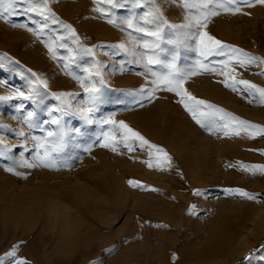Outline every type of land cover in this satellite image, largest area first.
I'll return each instance as SVG.
<instances>
[{
    "label": "rangeland",
    "instance_id": "rangeland-1",
    "mask_svg": "<svg viewBox=\"0 0 264 264\" xmlns=\"http://www.w3.org/2000/svg\"><path fill=\"white\" fill-rule=\"evenodd\" d=\"M31 2L18 0L16 14L0 18V97H9L0 100V261L16 264L19 259L32 264L34 258V264H52L50 252L60 255L73 250L71 262L80 264L84 256L95 253L97 244L107 243L97 249L100 254L94 258L96 262L201 264L215 239L241 232L244 227H249L246 233L252 231L254 225L245 217L264 210V172L249 171L244 166L264 165V135L253 136L251 129L241 131L239 136H225L223 131L213 135L192 120L175 93L160 91L157 99L151 101L138 95L141 89L152 87L149 81L153 79L142 55H160L165 60L177 56L181 67L194 65L198 57L188 50L195 41L186 40L184 29L162 26L163 40L155 51L144 49L143 43H157L156 38L136 29L155 31L161 18L169 24L183 25L198 10L184 8V0H117L119 7L109 5L107 0H49L51 12L61 22L53 23L28 13ZM192 2L196 0H189ZM251 2L254 6L248 7L241 0V12L237 14L220 11L211 18L207 31L224 43L264 57V4ZM99 9L109 14L104 15ZM129 19L132 28L128 27ZM109 20H115V24ZM65 23L75 29L76 36L63 27ZM53 42L55 58L46 47ZM121 43L136 55L110 47ZM86 49H93V54ZM226 58L210 57L204 63L220 69L214 61ZM151 67L164 71L162 66ZM234 67L238 79L264 88V75H260L264 66ZM97 71L102 74L103 86ZM224 80V76L202 72L187 80L184 87L197 98L242 120L264 126V104L259 102L258 94L253 97L246 92H233L225 87ZM40 81H46L47 87ZM81 81L102 87L93 119L111 116L124 121L163 147L173 158V168H149L144 163L149 159L147 152L138 146L132 152L122 145L118 152L101 147L103 140L97 137L101 132L108 133L112 126L102 128L77 114L88 100ZM21 92L23 96L19 95ZM53 94L65 95L57 99ZM49 132L53 133L51 137ZM39 141L48 146L64 144L63 158L72 164L71 169L22 166L21 161L37 162ZM89 145L91 150L85 151ZM6 166L14 167L26 178L5 171ZM129 180L146 187L134 188ZM226 189H242L256 199L230 194ZM170 190H175V195L184 193L191 207H195L191 232L173 253L169 252L167 260H163L161 251L149 261L136 246L138 258L124 262L122 250L118 245L113 248V241L124 242L127 238L125 219L130 209L124 208V199L131 206L149 195L162 198ZM60 209L64 211L61 213ZM133 212L137 210L133 208ZM96 215L104 221L95 219ZM141 215L147 220L144 210ZM65 220L69 227L63 224ZM89 227L93 235L87 231ZM126 244L119 247L125 248ZM14 247L16 256L11 257L8 254ZM253 248L243 255L242 264H264V236ZM104 252L108 255L102 260ZM229 254L226 251L219 255L214 264H223ZM173 255L178 259L173 260ZM239 259L229 264H236Z\"/></svg>",
    "mask_w": 264,
    "mask_h": 264
},
{
    "label": "snow or ice",
    "instance_id": "snow-or-ice-1",
    "mask_svg": "<svg viewBox=\"0 0 264 264\" xmlns=\"http://www.w3.org/2000/svg\"><path fill=\"white\" fill-rule=\"evenodd\" d=\"M18 0H0V18L7 19L6 14H16L15 5ZM107 3L113 7H119L117 0H107ZM243 3L247 4L248 7H253L254 4L251 0H243ZM255 3L264 4V0H255ZM241 0H196V2L189 3V0H184L183 7L186 9H197L198 14L188 17V22L183 25L169 24L166 19L161 18L160 24L157 25L155 31H148L145 28H137L139 32H144L150 37H155L157 43L150 44L147 41L143 43V48L146 50L155 51L159 48V41L163 40L162 36V26H167L173 29L181 28L185 31L183 36L186 40L195 41V46L188 47V50L197 54L198 59L195 61L194 65H189L187 67H181L178 63L177 56H173L171 60L161 59L160 55H147L141 56V60H146L145 67L147 68V73L153 77L149 81L152 87L141 89L138 95L143 99L154 100L157 99L156 93L160 91H166L170 93H175L176 96L180 97L179 103L183 105L184 109L191 115L192 120L196 122L201 128L210 134L216 135L221 131L224 132L225 136L230 135H240L241 131L253 130L251 135H264V126L257 124H252L249 121L242 120L238 116L227 112L225 109L218 107L215 104L210 103L207 100L199 99L194 96L191 92L184 87L187 80L191 77L201 74L202 72L215 73L225 77L222 81L225 87L230 88L233 92H246L247 94L256 97L258 94L259 102L264 104V88L251 83L246 79H238V73H236V68L234 65H238L241 68H246L253 64H258L264 66V57L254 56L250 53L245 52L243 49L235 47L234 45L224 43L223 41L217 39L215 36L210 35L207 31L208 24L212 17L220 14V11L237 14L241 12ZM49 0H32L30 6L27 8L28 13H36L46 22L52 20L53 23H61L55 17V13L51 12L49 8ZM104 15L109 13L104 12L103 9H99ZM109 23L115 24V20H109ZM128 27L132 28L133 24L131 19L127 21ZM17 27L19 25H13ZM27 28V25H23ZM45 27L47 24L45 23ZM64 28L68 29L73 36H76V31L69 24H64ZM179 35V34H178ZM176 41H169V43H175ZM49 52L52 53L55 58V45L53 43L46 44ZM110 47L121 49L125 52H130L124 44L112 45ZM88 54H93V49H86ZM131 55L135 56V52H130ZM210 57H227L224 60L214 61L215 64L220 66V69H227L223 71L217 67L210 66V64L204 63ZM139 61L133 60V63H138ZM153 65L162 66L164 71L158 72L152 70ZM97 76H101L99 81L100 85H104V80L102 74L97 71ZM260 75H264L261 72ZM47 87L46 81H40ZM81 86L84 88L85 93L88 95V100L86 102L87 106H81L77 110V114L85 118L89 123H98L102 128L104 125L112 126V129L108 133L101 132L97 140H103L101 147L110 148L113 152L119 151V146L122 145L129 152L135 151L138 146L140 149H144L147 152L149 159L145 160L144 163L148 165L149 168H157L161 171L172 169L174 166L172 156L161 146L150 142L146 139L140 132L136 131L130 127L124 121H116L111 116L103 117L99 120L93 119V114L98 111L97 103L100 101L102 87H98L95 82L90 84H85L81 81ZM240 86H243L242 88ZM23 96L24 93H19ZM56 95V94H53ZM60 94L56 95L57 99L61 98ZM9 97H0V100H6ZM139 103V101H138ZM141 106H143L141 104ZM31 117V114H29ZM53 123H59L58 121H53ZM23 135V133H21ZM49 137L53 133H48ZM26 147V146H25ZM92 145L85 148V151H90ZM38 151L35 156L36 163H29L27 161H21V165L28 168L44 167L54 170H60V168L71 169L72 164L69 160L64 159V153L66 148L64 144L58 143L56 145L48 146L46 142L39 141L37 144ZM74 159V157L72 158ZM246 170L256 171L259 170L264 172V165H256L252 167L244 166ZM5 171L12 173L21 178H26L22 173L15 171L14 167L6 166ZM129 185L132 187H146L140 184L139 181L129 180ZM152 191H158V189H151ZM228 193H238L240 196L245 197L249 200H255L256 196L252 195L242 189H226ZM199 194V193H197ZM109 251H112L109 249ZM11 257L16 256V249H14L8 254ZM178 259L173 255V260ZM3 264V261H0ZM16 264H28L26 260H16ZM94 264H102V262H94Z\"/></svg>",
    "mask_w": 264,
    "mask_h": 264
},
{
    "label": "bare ground",
    "instance_id": "bare-ground-1",
    "mask_svg": "<svg viewBox=\"0 0 264 264\" xmlns=\"http://www.w3.org/2000/svg\"><path fill=\"white\" fill-rule=\"evenodd\" d=\"M246 162H248V160ZM198 184L203 187L205 186L202 182ZM179 187L182 190L184 189V186H178V189H180ZM169 189H171V187ZM173 191L175 192V190ZM173 191L171 192L170 190V193H164L162 198L149 197V195L147 198L141 199L136 205L132 204L131 206L130 201L124 199L122 203L124 208L130 209V214H128L125 219V226L128 228H126L128 230L126 233L127 238L124 242L123 240L120 241V239L113 241V248L118 245V248L122 250L121 254H124L122 257L124 262L128 263L129 260L138 258L135 250L136 246L142 249L139 254H146V259L149 261H152L153 258L157 256V253L161 251L163 260H167L169 258V252L172 251L173 253L175 247L182 242L186 234L191 232V220L196 216V211L193 209L195 207H191L189 199L184 193H177L175 195ZM134 193L139 195L136 192ZM133 208L137 210V212H133ZM143 210L147 220L141 215ZM62 211L64 210L62 209ZM245 218L253 223L254 226L252 231L246 233L245 231H247L249 227H244V230L242 229L241 232L233 231L223 238L220 237L215 239L211 251L208 252L201 264H214L215 259H217L219 255L226 253V251H230V254L225 257L226 260L223 262V264H229L245 255L249 250L260 243V240L264 236V210L260 212L255 211L253 216L247 215ZM95 219L104 221L99 215H96ZM63 224L68 226V221H63ZM89 228L87 231L91 232L93 235L92 228ZM69 231H71V229H69ZM89 239V237H85V241H89ZM76 241L79 242L78 240ZM121 243H127L125 248L124 246L119 247ZM106 245L107 243L97 244V249L103 248ZM97 249H94L95 253L93 255L90 256V254H88V256H84L80 259V264H91L96 262L94 258L100 254L97 252ZM107 249H109V247ZM150 250L152 252L149 253ZM72 251L73 250L62 252L60 255H55V251H52L48 254V258L51 259L50 261L52 264H56V260L64 264H76V262H71L75 256ZM107 255L108 254L104 252L101 255L102 260H104ZM54 256L57 258L53 259ZM68 259L69 261L67 262ZM32 264H34V258Z\"/></svg>",
    "mask_w": 264,
    "mask_h": 264
},
{
    "label": "trees",
    "instance_id": "trees-1",
    "mask_svg": "<svg viewBox=\"0 0 264 264\" xmlns=\"http://www.w3.org/2000/svg\"><path fill=\"white\" fill-rule=\"evenodd\" d=\"M244 260H245V257L243 256L239 259V261L236 264H242Z\"/></svg>",
    "mask_w": 264,
    "mask_h": 264
}]
</instances>
